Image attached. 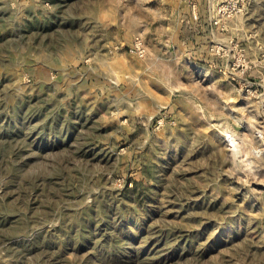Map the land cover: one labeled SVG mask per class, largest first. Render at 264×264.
Masks as SVG:
<instances>
[{
  "label": "rangeland",
  "instance_id": "rangeland-1",
  "mask_svg": "<svg viewBox=\"0 0 264 264\" xmlns=\"http://www.w3.org/2000/svg\"><path fill=\"white\" fill-rule=\"evenodd\" d=\"M0 264H264V0H0Z\"/></svg>",
  "mask_w": 264,
  "mask_h": 264
},
{
  "label": "built area",
  "instance_id": "built-area-1",
  "mask_svg": "<svg viewBox=\"0 0 264 264\" xmlns=\"http://www.w3.org/2000/svg\"><path fill=\"white\" fill-rule=\"evenodd\" d=\"M130 52L138 55L139 57H144L146 55L147 49L142 43L140 38H136L133 42V45L130 47Z\"/></svg>",
  "mask_w": 264,
  "mask_h": 264
}]
</instances>
